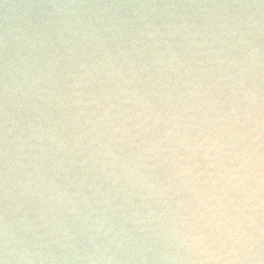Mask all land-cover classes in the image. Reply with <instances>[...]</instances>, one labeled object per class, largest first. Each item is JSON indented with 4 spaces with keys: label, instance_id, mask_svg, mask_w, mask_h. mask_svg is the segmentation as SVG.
<instances>
[{
    "label": "clouds",
    "instance_id": "clouds-1",
    "mask_svg": "<svg viewBox=\"0 0 264 264\" xmlns=\"http://www.w3.org/2000/svg\"><path fill=\"white\" fill-rule=\"evenodd\" d=\"M0 264H264V0H0Z\"/></svg>",
    "mask_w": 264,
    "mask_h": 264
}]
</instances>
